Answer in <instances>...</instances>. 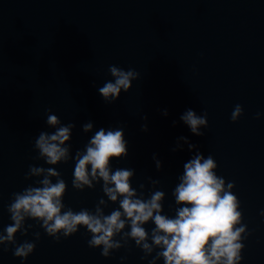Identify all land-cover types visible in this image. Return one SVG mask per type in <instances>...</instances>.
I'll return each mask as SVG.
<instances>
[{
  "label": "water",
  "instance_id": "1",
  "mask_svg": "<svg viewBox=\"0 0 264 264\" xmlns=\"http://www.w3.org/2000/svg\"><path fill=\"white\" fill-rule=\"evenodd\" d=\"M111 65L140 77L108 104L98 89L113 80ZM237 104L244 113L232 122ZM187 109L207 113L203 136L180 120ZM49 110L62 124H75L73 157L100 128L122 129L128 156L113 159V171L134 169L132 187L140 192L143 184L145 198L164 191L169 216L178 207L172 192L183 165L197 151L211 155L216 174L234 182L247 225L241 264H264V0H0V232L12 223V194L42 179H25L30 165L61 173L66 208L94 211L101 198L107 201L103 181L94 189L72 187L74 159L56 166L37 159L39 133L55 131L46 123ZM181 136L196 147L189 150ZM149 178L159 181L155 189ZM118 207L109 201L104 212ZM28 224V234L15 239L34 242V252L24 260L13 245H0V264H149L159 251L142 258L130 239L105 258L102 248L88 246L91 234L83 227L56 242L36 221ZM144 227L150 233L154 224Z\"/></svg>",
  "mask_w": 264,
  "mask_h": 264
},
{
  "label": "clouds",
  "instance_id": "2",
  "mask_svg": "<svg viewBox=\"0 0 264 264\" xmlns=\"http://www.w3.org/2000/svg\"><path fill=\"white\" fill-rule=\"evenodd\" d=\"M109 72L113 80L105 82L98 91L103 100L111 104L119 99L122 91L128 92L132 88V81L139 79L140 73L134 69L125 71L115 65L109 66ZM243 113V107L235 105L231 113L232 122L238 121ZM163 114L167 116V110ZM259 117L260 113H257L256 118ZM143 119L147 120V116ZM180 120L196 136H203L201 128L208 126L207 113L197 115L192 109H187ZM46 123L55 131L39 133L34 145L39 153L37 159H43L50 166L74 159L72 187L79 191L94 189L103 181L102 191L107 201L101 198L94 211L66 208L63 198L67 184L61 173L55 167L30 165L25 179H42L35 181L36 186L29 185L23 191L12 194L7 207L12 223L0 232V245H13L15 257L26 260L35 250L34 242L17 244L15 239L18 232L28 234L33 226H26V220L32 219L56 242L61 236L67 238L81 227L85 228L91 234L88 246L102 248L101 255L105 258L110 257L114 250L127 246L131 239L145 253L142 258L159 249L149 264H156L161 258L164 264H241L245 247L243 241L249 235L247 225L242 223L240 200L232 191L234 182L226 183L223 177L216 174L218 165L211 155L205 158L197 151L183 165V175L172 192L178 207L175 215L169 216L164 214V191L154 190L145 198L143 184L139 185L140 192L132 187L134 169L117 168L113 171L111 161L128 156V142L122 129L100 128L85 149L77 150L73 157L69 142L75 124H62L50 110ZM82 127L84 132H91L93 123L89 121ZM141 130L147 132V124L142 125ZM178 139L188 144L189 150L196 147L187 137ZM153 159L159 170L161 162L155 155ZM52 178H55V183ZM149 182L153 189L159 184L158 180L151 178ZM109 201L118 203L119 207L105 214L104 208L108 207ZM149 222L154 224L150 233L144 227ZM126 227L130 230L124 231ZM34 235L36 240L40 239L39 232ZM117 236L120 239H116Z\"/></svg>",
  "mask_w": 264,
  "mask_h": 264
}]
</instances>
